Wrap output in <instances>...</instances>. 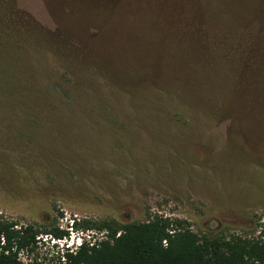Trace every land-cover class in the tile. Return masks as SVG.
Returning a JSON list of instances; mask_svg holds the SVG:
<instances>
[{"label": "rangeland", "instance_id": "1", "mask_svg": "<svg viewBox=\"0 0 264 264\" xmlns=\"http://www.w3.org/2000/svg\"><path fill=\"white\" fill-rule=\"evenodd\" d=\"M0 8L16 29L8 44L21 71L28 56L53 55L76 79L48 97L42 74L29 71L0 95L21 103L0 107V220L68 232L40 233L22 261L53 264L80 239L103 237L71 229L74 220L159 214L199 235L258 236L264 0H0Z\"/></svg>", "mask_w": 264, "mask_h": 264}, {"label": "trees", "instance_id": "2", "mask_svg": "<svg viewBox=\"0 0 264 264\" xmlns=\"http://www.w3.org/2000/svg\"><path fill=\"white\" fill-rule=\"evenodd\" d=\"M3 13L0 8V85L2 81L4 87H0V95L9 89L14 92L29 71L42 74L39 77L45 96L55 95V88L72 91L75 74L56 56L49 55L51 58L45 59V63L28 56V69L20 70L15 59L16 50L8 44L9 37L16 35V29L11 25V18ZM69 105L74 106V101ZM0 107L17 111L21 110V103L16 98L9 99L0 102ZM70 228L104 234L102 238L82 239L74 249H66L53 264H264V229L251 238L199 235L186 220L159 214L125 223L113 219L74 220ZM40 233L58 239L68 234L58 228L40 231L32 225L18 227L14 222L0 220V264H39L35 260L25 263L19 254L32 250Z\"/></svg>", "mask_w": 264, "mask_h": 264}, {"label": "built area", "instance_id": "3", "mask_svg": "<svg viewBox=\"0 0 264 264\" xmlns=\"http://www.w3.org/2000/svg\"><path fill=\"white\" fill-rule=\"evenodd\" d=\"M81 242H82V240L80 239V240H79V244H80ZM79 244H78V245H79Z\"/></svg>", "mask_w": 264, "mask_h": 264}]
</instances>
